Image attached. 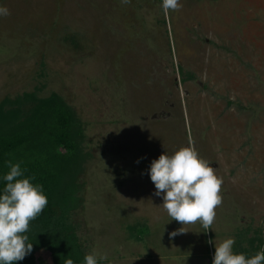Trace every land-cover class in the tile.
Instances as JSON below:
<instances>
[{
  "label": "rangeland",
  "instance_id": "rangeland-1",
  "mask_svg": "<svg viewBox=\"0 0 264 264\" xmlns=\"http://www.w3.org/2000/svg\"><path fill=\"white\" fill-rule=\"evenodd\" d=\"M180 2L165 16L162 0H0V104L55 94L73 109V222L99 264H213L227 238L249 258L264 248V0ZM189 138L223 177V204L212 229L172 237L183 225L150 166Z\"/></svg>",
  "mask_w": 264,
  "mask_h": 264
},
{
  "label": "trees",
  "instance_id": "trees-1",
  "mask_svg": "<svg viewBox=\"0 0 264 264\" xmlns=\"http://www.w3.org/2000/svg\"><path fill=\"white\" fill-rule=\"evenodd\" d=\"M193 79L188 75L184 80ZM79 138L73 109L55 94L48 98L25 94L0 104V190L6 184L8 162L20 163L25 177H34L33 183L43 186L49 201L30 222L27 235L33 251L16 264H39L41 251L50 253L52 264L69 258L84 264L87 250L73 222L83 201L78 178L85 158Z\"/></svg>",
  "mask_w": 264,
  "mask_h": 264
},
{
  "label": "clouds",
  "instance_id": "clouds-1",
  "mask_svg": "<svg viewBox=\"0 0 264 264\" xmlns=\"http://www.w3.org/2000/svg\"><path fill=\"white\" fill-rule=\"evenodd\" d=\"M131 0H122L130 3ZM183 7L180 0H162L165 16ZM10 11L0 6V16ZM211 162L200 156L195 142L189 138L187 146L172 155L161 154L150 166V178L155 185V195L163 198L162 207L171 220L183 227L173 231L175 237L188 232L186 225L199 223L207 232L212 229L217 208L223 204V177ZM9 171L3 176L5 186L0 190V264H16L33 251L27 233L48 205L43 186L33 183L34 177H25L20 163L8 162ZM209 243H212L209 241ZM234 238L215 243L213 264H264V248L250 258L233 250ZM107 259L96 250L84 256V264H98ZM64 264H75L66 259Z\"/></svg>",
  "mask_w": 264,
  "mask_h": 264
}]
</instances>
